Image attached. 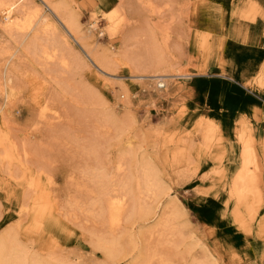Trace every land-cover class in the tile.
Returning a JSON list of instances; mask_svg holds the SVG:
<instances>
[{
    "label": "rangeland",
    "instance_id": "obj_1",
    "mask_svg": "<svg viewBox=\"0 0 264 264\" xmlns=\"http://www.w3.org/2000/svg\"><path fill=\"white\" fill-rule=\"evenodd\" d=\"M35 1L40 39L58 41L67 29ZM93 1L94 44L119 56L110 71L70 33L64 68L0 31L2 92V66L16 62L14 97H0V242L40 264H264V0ZM53 2L90 28L91 0ZM104 5L125 10L122 34L103 31ZM157 70L188 76L153 90ZM146 162L158 193L114 228L102 192L133 186L137 198Z\"/></svg>",
    "mask_w": 264,
    "mask_h": 264
},
{
    "label": "bare ground",
    "instance_id": "obj_2",
    "mask_svg": "<svg viewBox=\"0 0 264 264\" xmlns=\"http://www.w3.org/2000/svg\"><path fill=\"white\" fill-rule=\"evenodd\" d=\"M42 2L46 6H48L50 11L54 15H56L58 17V19L62 22V24L67 29L68 33H70L72 38H74L77 41V43L80 44V46L84 49V51L91 57L90 58V59H92L91 61H93L96 64V66L100 67L101 69L102 68L106 69V71L107 70L110 71L111 69H114L113 67H117L115 65L118 64V57L119 56L115 53H112L109 49H105V51L100 52L98 50L96 44H94L95 41L93 40V34H92L93 32L92 31L93 30L95 31L99 25L98 24V18L96 16L98 13L97 11L100 10L99 4H97L96 2L91 0V5H92V8L94 10V15H93L94 21L92 22L90 28H88L87 31L84 32L83 28L81 26L79 17L75 15V12L72 13V11H70L69 7L65 6L64 3L57 4V3L53 2V0H42ZM120 2L123 3L122 1H120ZM107 7L109 8V6L104 5V7L102 8V10H103L102 13H104L103 17H104V19L106 21V25H107L106 30H103V31L105 33H108L109 37L111 38L113 36L114 37L118 36L119 33H121V30L126 25L129 24L128 21H130V20H128V18H126V12L123 9V7L118 6L115 8H110L109 10ZM105 8H107L106 11H105ZM39 13H40L39 6L37 5L35 0H0V28H1L0 31L3 35L2 37H5L4 35L11 36L12 38L16 37V36L20 37L21 38V45L22 46L25 45L27 53L33 52L35 54H40V56L43 57V59L45 60L46 64H51V63L59 61V59H60L58 56V52L61 51V48L59 49L60 46L58 45V43L60 44V42L63 41L62 43H64L67 47H69L70 51H71V49L73 48V45L71 44V36L69 37L68 33L65 32L64 30L61 32V36H60L57 29H55L54 32L56 31V33H54V35L56 36L58 34V36H59L58 41H60V42L55 40L56 37H51V40L49 42H46L45 40L40 39L41 35L44 34V31H46V30L42 29L43 25L38 24L37 17L39 15ZM45 19H47V18H45ZM35 26H37V27L35 28ZM17 44H19V43H17ZM62 49H64V48H62ZM66 50H67V48H66ZM123 50H124V48H123ZM121 52H123V51H121ZM71 54H72V52L70 53V55ZM61 58H62V61H59V64L61 62V64H63L62 66L64 68L69 67L70 65L67 63V61H66L67 59L65 60L64 59L65 57L63 58L62 56H61ZM74 58L76 59V61H78L79 64L81 63L84 66V62L79 57V55H77L75 53ZM14 59H15V55L10 56L8 58V60L6 61L5 65L2 66L3 72H2L1 78H2V82H4L2 84V86H3V88L10 89V90H13V87L15 86V85L14 86L10 85L11 82H12V84L14 83L12 81V78H11V75L14 74L13 72H14V69L16 68V67H14V65L16 63V62H14ZM136 66H138L137 63H136ZM141 69H142V67H141ZM145 69H146V67H145ZM144 71H146V70H144ZM15 72H16V70H15ZM154 72H155V76L152 75L153 77H151L153 80V84L149 85V87L152 88L153 90H155L154 86H157V88L164 89L167 85H169L171 83V80L174 79L175 77L185 78L186 76H188L187 74L163 75L162 74V73H164L163 70H157ZM156 72L160 73L161 75H157ZM15 77H14V79H15ZM139 78H141V77H139ZM141 79H143V78H141ZM144 88H146V87H144ZM6 89H4V90L6 91ZM4 90H3V92L0 90V97H4V99L6 101H8L11 97H14L13 93H11V92L5 93ZM120 97H121V99L129 100L130 95L128 94L126 89H124L122 94L120 95ZM126 100H125L124 106L127 105ZM111 121L114 122L113 120H111ZM142 166H143L142 171H139L140 169L138 170L139 171L138 178H137L138 187L135 190L137 193V198L134 194V191L131 190V188L133 186L130 187V190L125 187V189H124L125 193L122 196H113L114 194L111 195L110 192H102V197H104L105 203H106L108 209L110 208L112 211V217H113L112 225L114 228L119 229L121 227L122 217L125 214V212L127 211V207H129L130 202H132V205H134L137 201H139V198H138L139 196H142L145 194L148 195L150 193H156V192L158 193V188L160 187L158 175L156 174L155 170L152 168V166H150L149 163L146 162ZM246 166H245V170L247 171V176L249 175L250 177H252L251 174L256 173L255 172L256 169L252 168V167H248V164ZM104 177H106V176H104ZM104 177H101V178H104ZM35 183H36V181L32 178L29 181L30 187L35 188L36 187ZM244 187H242V188H244ZM133 189H135V188H133ZM243 190L245 191V189H243ZM112 192H113V190H112ZM238 194L242 198H244V196H245L244 192L240 191V189L238 191ZM38 205L40 207V204H38ZM134 209H135V206H134ZM139 209H141V208H139ZM150 211H152V210H150ZM140 212H141V210L139 211V213ZM45 213H46V211H45ZM148 215H149V213H148ZM175 216H177V215H175ZM141 217L139 216V218H141ZM175 218H170V221L173 222V220H175ZM45 219H46V217H43L41 219V221H44ZM168 223L170 224L169 220L167 221V224ZM10 242H11V240H9L8 238H5L4 241L0 242V244H1L0 245V264H40L37 261L29 260V258L27 256H25V254L21 250H19V248L10 246ZM110 242L107 243V241H106L102 247L109 254H113V252L115 250V246L113 243H110ZM110 257H112V256L110 255ZM31 261H32V263H31Z\"/></svg>",
    "mask_w": 264,
    "mask_h": 264
}]
</instances>
